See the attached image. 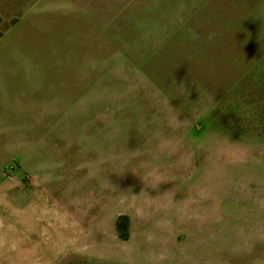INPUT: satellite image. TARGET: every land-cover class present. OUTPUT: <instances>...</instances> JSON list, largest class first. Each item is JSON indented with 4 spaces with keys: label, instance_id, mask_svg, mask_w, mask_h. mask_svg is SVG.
<instances>
[{
    "label": "rangeland",
    "instance_id": "374dc122",
    "mask_svg": "<svg viewBox=\"0 0 264 264\" xmlns=\"http://www.w3.org/2000/svg\"><path fill=\"white\" fill-rule=\"evenodd\" d=\"M72 1L0 19L5 173L54 169L134 235L61 264H264V0Z\"/></svg>",
    "mask_w": 264,
    "mask_h": 264
},
{
    "label": "crops",
    "instance_id": "0c3cea01",
    "mask_svg": "<svg viewBox=\"0 0 264 264\" xmlns=\"http://www.w3.org/2000/svg\"><path fill=\"white\" fill-rule=\"evenodd\" d=\"M40 1L0 0V19L25 17L27 7ZM62 7L77 15L88 10L72 0ZM8 161L7 154L0 150V264H61L71 257L103 263L131 262L123 249L130 248L134 235L132 219L125 217L123 238L119 220L124 215L117 205L92 224L84 223L66 202L68 189L62 185L66 177H59L54 169L43 172L34 162L23 163L8 174Z\"/></svg>",
    "mask_w": 264,
    "mask_h": 264
},
{
    "label": "trees",
    "instance_id": "16d2710c",
    "mask_svg": "<svg viewBox=\"0 0 264 264\" xmlns=\"http://www.w3.org/2000/svg\"><path fill=\"white\" fill-rule=\"evenodd\" d=\"M121 236H122L123 238H125V237H126V233H125V234H124V233H123V234H121Z\"/></svg>",
    "mask_w": 264,
    "mask_h": 264
}]
</instances>
